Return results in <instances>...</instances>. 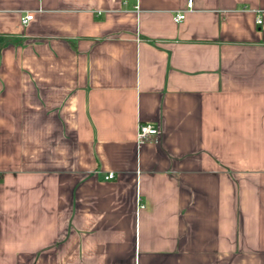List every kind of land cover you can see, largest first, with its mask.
I'll list each match as a JSON object with an SVG mask.
<instances>
[{"label":"crops","instance_id":"crops-1","mask_svg":"<svg viewBox=\"0 0 264 264\" xmlns=\"http://www.w3.org/2000/svg\"><path fill=\"white\" fill-rule=\"evenodd\" d=\"M189 1L0 0V264H264V0Z\"/></svg>","mask_w":264,"mask_h":264},{"label":"built area","instance_id":"built-area-1","mask_svg":"<svg viewBox=\"0 0 264 264\" xmlns=\"http://www.w3.org/2000/svg\"><path fill=\"white\" fill-rule=\"evenodd\" d=\"M188 5H192V0L188 2ZM33 14H26L25 16L22 17V23L24 25H27L32 19H33ZM186 18V14L184 12H179L175 14L174 16V22L175 23H180ZM258 24H261L262 21L260 19L257 20ZM161 134V131L158 128H155L153 126H150L148 124H140L139 130H138V138L140 141L144 142L152 137H155V140H158L159 135ZM114 178V173L110 172L105 176L106 180L113 179ZM143 207V205H142Z\"/></svg>","mask_w":264,"mask_h":264},{"label":"trees","instance_id":"trees-1","mask_svg":"<svg viewBox=\"0 0 264 264\" xmlns=\"http://www.w3.org/2000/svg\"><path fill=\"white\" fill-rule=\"evenodd\" d=\"M11 41H12V39L10 38V39H8V40H6V41H4L3 43L0 44V53H1L2 49L4 48V46H5L8 42H11Z\"/></svg>","mask_w":264,"mask_h":264}]
</instances>
